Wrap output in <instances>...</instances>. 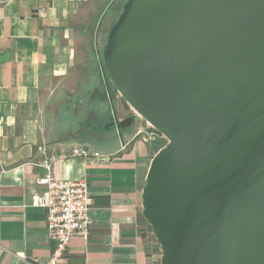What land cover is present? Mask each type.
<instances>
[{"label":"water","instance_id":"95a60500","mask_svg":"<svg viewBox=\"0 0 264 264\" xmlns=\"http://www.w3.org/2000/svg\"><path fill=\"white\" fill-rule=\"evenodd\" d=\"M101 56L167 140L141 196L160 264H264V0H126Z\"/></svg>","mask_w":264,"mask_h":264},{"label":"crops","instance_id":"0c3cea01","mask_svg":"<svg viewBox=\"0 0 264 264\" xmlns=\"http://www.w3.org/2000/svg\"><path fill=\"white\" fill-rule=\"evenodd\" d=\"M97 2L0 0V264H45L54 248L44 209L32 205L36 179L45 171L40 161L69 156L82 143L50 125L43 92L67 75L74 34ZM166 142L139 117L112 149L89 144L99 158L53 163L56 178L86 177L91 197L87 240H71L57 264H160L141 196L149 163Z\"/></svg>","mask_w":264,"mask_h":264},{"label":"rangeland","instance_id":"374dc122","mask_svg":"<svg viewBox=\"0 0 264 264\" xmlns=\"http://www.w3.org/2000/svg\"><path fill=\"white\" fill-rule=\"evenodd\" d=\"M98 1L95 10L88 13L84 25L77 27L78 31H75V56L67 75L53 81V90L43 92L46 98L43 106L45 117L55 131L62 129L71 137L83 138L87 134L91 135L97 127L95 123H99L97 119L104 112L108 113V117L114 114L120 120L128 116H133L134 120L139 118L111 83L109 88L100 85L93 63H103L101 52L107 33L126 0ZM104 95L107 100H104ZM134 124L130 129L121 130L116 135L117 140L116 137H110L113 128L104 129L101 139L96 138L91 145L99 150L112 149L125 135L133 131ZM157 135L161 134L157 132Z\"/></svg>","mask_w":264,"mask_h":264},{"label":"built area","instance_id":"2783aa9c","mask_svg":"<svg viewBox=\"0 0 264 264\" xmlns=\"http://www.w3.org/2000/svg\"><path fill=\"white\" fill-rule=\"evenodd\" d=\"M68 157L90 161L99 158L100 153L82 143L73 147L69 156L49 154L40 161L45 171L36 179L38 189L32 192V205L44 209L47 235L54 243L45 264H57L71 240H87L89 236L91 197L86 177L56 178L52 174L53 163Z\"/></svg>","mask_w":264,"mask_h":264},{"label":"flooded vegetation","instance_id":"af4514ba","mask_svg":"<svg viewBox=\"0 0 264 264\" xmlns=\"http://www.w3.org/2000/svg\"><path fill=\"white\" fill-rule=\"evenodd\" d=\"M129 117V116H128ZM120 119H118L114 114L111 116V117H106L105 118V121L103 120L101 123H98L97 122L95 123L96 124V129L94 131H92V134L90 136H85L83 138H79V141L83 144H91V142L93 140H96V138H99L101 139V136L103 135V131L104 129H109V128H113L111 130L113 131H110V137L113 136L115 137L121 130L123 129H130L132 128V125L134 123H132L130 125V127H124V128H121V129H117L116 128V125H115V122L118 121ZM135 121V120H134ZM93 136V137H91Z\"/></svg>","mask_w":264,"mask_h":264},{"label":"trees","instance_id":"16d2710c","mask_svg":"<svg viewBox=\"0 0 264 264\" xmlns=\"http://www.w3.org/2000/svg\"><path fill=\"white\" fill-rule=\"evenodd\" d=\"M94 67L96 69V74H97V77L99 78L100 85L103 88H109L110 81L108 79V76H107V73L105 71L103 63L101 62V64H100L99 62L95 61ZM104 100H107L105 95H104ZM107 114L108 113H106V112H104L103 115L100 114L99 119H97V121L99 120V123H101L103 121V119H105L107 117ZM87 136H90V134H87ZM74 138L79 141V138H77V137H74Z\"/></svg>","mask_w":264,"mask_h":264}]
</instances>
